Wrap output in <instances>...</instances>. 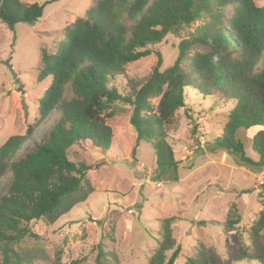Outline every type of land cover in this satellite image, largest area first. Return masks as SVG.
<instances>
[{
  "label": "trees",
  "instance_id": "1",
  "mask_svg": "<svg viewBox=\"0 0 264 264\" xmlns=\"http://www.w3.org/2000/svg\"><path fill=\"white\" fill-rule=\"evenodd\" d=\"M55 1L0 0V22L13 32L18 23L35 25L46 5ZM198 20L203 23L181 38L174 63L161 70L162 55L158 53L156 67L138 81L133 97L109 87L110 78L123 73L127 64L151 54L148 45L161 42L169 33L179 34ZM262 60L264 6L255 0H96L84 17L66 28L55 53L42 51L39 78H51V83L39 100V116L25 135L10 136L0 146V180L12 176L0 196V264H32V248L23 249L26 255L13 248L27 235L43 243L31 223L52 225L95 191L87 176L93 167L71 161L69 149L88 140L108 150L114 129L107 118L117 101L130 107V124L137 134L133 155L141 143L149 145L158 168L172 171V179L178 181L179 161L168 141V129L176 126L177 113L186 107V90H197L203 96L222 95L234 106L224 134L209 146L230 152L244 165L264 172V66L258 68ZM154 99H158L155 104ZM53 111L59 119L47 136L20 155ZM240 129H256L252 149L258 160L246 154L244 142L237 136ZM233 207L234 218L224 223L227 232L241 219L235 204ZM175 219L162 220V237L146 264H175L182 250L173 236ZM207 222L213 221L197 224ZM248 233L250 245L235 238L237 247H229L227 259L200 241L196 254L185 264H264V197ZM97 248L96 263L104 264L109 252L103 243Z\"/></svg>",
  "mask_w": 264,
  "mask_h": 264
},
{
  "label": "rangeland",
  "instance_id": "2",
  "mask_svg": "<svg viewBox=\"0 0 264 264\" xmlns=\"http://www.w3.org/2000/svg\"><path fill=\"white\" fill-rule=\"evenodd\" d=\"M95 2L57 0L46 5L35 25L18 23L14 32L0 22V146L10 136L25 135L39 116V100L51 83V78H39L42 51L55 53L65 39L66 28L84 17ZM255 2L264 6V0ZM202 23L198 20L179 34L169 33L161 42L148 45L151 54L127 64L123 73L110 78L109 87L133 97L138 81L150 76L156 67L158 53L162 55L161 70L171 66L181 38ZM263 66L264 60L258 68ZM185 95L186 107L177 113L176 126L168 129V141L179 161L178 181L172 179V171L158 168L149 145L141 143L133 155L137 134L130 124V107L117 101L107 118L114 129L111 147L102 150L85 140L69 149L71 161L93 167L87 176L95 191L52 225L32 222L31 229L43 238L42 244L27 235L13 248L20 253L32 248V264H97V247L103 243L109 252L104 264H146L158 248L162 220L172 216L176 218L173 236L182 248L175 264H185L193 257L200 241L216 248L224 259L231 245L237 247L235 238L250 245L248 232L262 209L264 172L244 165L230 152L209 146L224 134L233 102L222 95L203 96L193 89H187ZM58 119L57 111H53L36 128L34 139L24 144L20 155L34 149V141L42 142ZM255 132L240 129L237 136L244 142L246 154L258 160L252 149ZM11 178L8 174L0 180V196ZM233 204L241 219L227 232L224 223L234 218ZM201 220L213 222L198 225Z\"/></svg>",
  "mask_w": 264,
  "mask_h": 264
},
{
  "label": "water",
  "instance_id": "3",
  "mask_svg": "<svg viewBox=\"0 0 264 264\" xmlns=\"http://www.w3.org/2000/svg\"><path fill=\"white\" fill-rule=\"evenodd\" d=\"M8 67H9V69L13 72V74L16 76V73H15L14 70H13V66H12L11 64L8 63Z\"/></svg>",
  "mask_w": 264,
  "mask_h": 264
}]
</instances>
